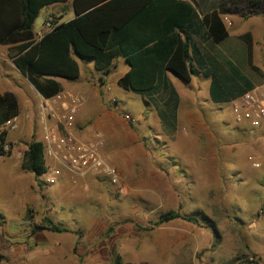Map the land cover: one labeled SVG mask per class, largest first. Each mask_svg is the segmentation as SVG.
<instances>
[{
    "label": "rangeland",
    "instance_id": "374dc122",
    "mask_svg": "<svg viewBox=\"0 0 264 264\" xmlns=\"http://www.w3.org/2000/svg\"><path fill=\"white\" fill-rule=\"evenodd\" d=\"M252 1L257 5H250ZM225 7L229 22L225 25L230 36L218 50L224 58L234 61L235 67L253 82L254 88L264 97V0L230 1ZM46 10H42L36 19V27H41ZM53 13V18L58 20L59 12L56 10ZM69 16V13L63 15V20ZM247 34L250 36L251 63L261 70L260 73L251 70L247 60ZM84 60L79 58L81 74L90 78L96 70L90 67V61L85 63ZM7 61L12 63L10 57ZM220 65L223 68L224 63L220 62ZM9 66L2 64L1 69L7 72L9 78L20 79V74L17 75ZM0 82L5 84L7 81L2 79ZM205 84L202 82L196 91L203 98L207 95ZM19 86L23 90L19 99H28L29 102L21 113L18 127L5 129L9 149L8 153L0 156V160L12 157L22 161L28 142L40 140L42 135L37 118L38 103L30 100L33 97L31 91L34 94L35 91L26 81L24 86ZM180 91L186 94L182 87ZM113 103H110L112 107ZM223 105L224 115H229V108ZM117 107L131 115H136L138 111L127 97L120 100ZM125 121L133 136L137 130L133 131L130 123L134 124L135 118ZM89 125V117L83 125L75 122V135L82 134L84 127ZM137 135L140 141L149 144V163L134 166L138 173H128L127 184L121 185L120 182L124 189L122 194L103 175L91 176L97 183L86 182V186L82 185L84 182L81 179L74 183L67 178L65 182L60 176L53 183H60V190L49 194L42 192L45 187H40L39 202L30 197L31 192L25 204L16 206L12 211H3L6 191L2 184L0 264H43L44 252L52 247L60 248L58 252H65L62 254L78 255V264H113L116 256H119V264H264V139L258 140L254 153L260 164L256 169L259 172L256 183L246 181L245 175L241 174L240 177L236 175V180L203 182L204 186L209 185V189H197L204 195L186 197L176 191L171 195L167 189L158 197L155 195L153 155L159 153L160 148L151 131H139ZM123 136H128L127 131ZM215 151L219 155L223 152L220 145ZM37 177L43 179L44 174ZM164 183L166 188H170L171 183L177 184V181L167 180ZM254 186L256 192L250 190ZM47 199L49 203H46ZM172 209L195 217L196 222L175 218L156 223L161 213ZM52 224L66 230H53ZM210 226L216 229L217 238ZM9 249L17 253L18 258H10ZM64 263L76 262L67 257Z\"/></svg>",
    "mask_w": 264,
    "mask_h": 264
},
{
    "label": "crops",
    "instance_id": "0c3cea01",
    "mask_svg": "<svg viewBox=\"0 0 264 264\" xmlns=\"http://www.w3.org/2000/svg\"><path fill=\"white\" fill-rule=\"evenodd\" d=\"M149 1L124 0L113 7L115 9H131L146 5ZM185 1L190 2L197 12L195 23L190 30H187L191 40L190 53L197 70V73L191 75L189 80H184L161 67L152 87L141 93L133 92L117 83L118 78L124 75L130 67L127 61L120 56L115 58L109 71L102 73L96 70V73H91L90 78L81 74L79 58H76L79 65V76L74 80L59 78L62 91L74 92L82 97L75 122L83 125L88 117L90 120L89 127H84L83 133H77L76 137L82 140L94 139L96 135L102 137L101 154L117 168L121 185H125L129 181L128 173H138L134 166L149 163L147 160L149 144L139 140L138 132L149 130L153 133L155 142L160 148L159 153L153 155L155 195L158 197H161L167 189L171 195L175 191L178 195L182 194L186 197L204 195L197 189V187L200 190L209 189V185L204 186L203 182L236 180V175L240 177L243 174L246 181H255L254 183H256L259 176V172L256 171L257 167L252 165L250 158L257 161V154L254 153L258 140L264 139V122L256 132V128L251 127L248 122L237 121L231 109L232 99L227 101L215 99L213 95L222 93L217 85L214 86V93H211L210 90V75L213 71L211 64L220 65V62H223V69L226 70L228 64L236 65L234 61L224 58L220 49L218 50L230 33L228 32V36L222 42L213 43L209 39L205 25L201 23V19L206 12L217 8L220 4L227 5L231 0ZM198 6H201L200 9ZM44 9H47V15L40 22L41 27H36L35 21ZM56 10L59 12L57 14L58 22L68 21L75 16L71 0L43 7L33 23L35 39H37V34L41 31L45 20L52 19L54 21L55 18L52 15ZM67 13L70 16L64 21L63 15ZM227 14L228 11L221 16L224 24L225 22L229 23ZM226 29L228 31L227 26ZM11 47L12 45L0 44V81L2 79L7 81L5 84L0 82V98L7 97L9 112L17 115L20 123L21 113L29 101L28 99L23 101L19 99V95L23 91L19 85L24 86L25 81L29 84L30 88L35 91V94L31 91L33 97L31 96L30 100H34L36 104L41 95L20 70L13 63L7 61ZM84 62L88 63L87 60ZM8 63L17 75L20 74V79L9 78L7 72L1 69L2 64L9 65ZM89 63L90 67L94 68L93 63L91 61ZM202 82H206L207 89V95L205 94L204 98L198 96L196 92ZM193 83L195 84L193 85ZM181 87L183 92H186L185 95L181 93ZM125 97L129 98L133 102V106L138 109L136 115L118 109L120 100H124ZM112 98L115 99L113 107L110 105ZM223 104L229 108V115H224ZM4 106H7L6 101ZM122 114H128L135 118L134 129H132L133 131L136 129L137 132L134 131L133 136L129 132V125L123 119ZM126 131L127 137L123 136ZM243 142L246 144L243 145ZM219 145L223 151L220 155L215 151ZM211 174L213 177H210ZM1 177L3 180L1 179L0 186L2 188L3 184L6 191L5 201L2 203L3 211H12L16 206L25 204L31 192L30 197L33 196L34 200L39 202L40 187H45L42 192L49 194L55 192L56 189L60 190V183L45 184L44 178H36L33 172L23 166L22 161L19 162L12 157L1 158ZM62 178L65 182L69 178L74 183L81 179L84 186H86V182L97 183V180H94L90 175L73 179L68 174H62ZM167 180H171V182L176 180L177 184L171 183L170 188H166L167 185L163 182ZM255 189L256 186L251 187L250 190L254 192ZM45 201L49 203L50 200ZM172 210L179 212L177 209ZM58 250L60 248L47 249L44 252L46 254L42 256V261H45L43 264H66L64 261L67 257L76 262L74 264H78V255L62 254L65 252H58ZM9 257L15 259L18 258V255L9 249Z\"/></svg>",
    "mask_w": 264,
    "mask_h": 264
},
{
    "label": "trees",
    "instance_id": "16d2710c",
    "mask_svg": "<svg viewBox=\"0 0 264 264\" xmlns=\"http://www.w3.org/2000/svg\"><path fill=\"white\" fill-rule=\"evenodd\" d=\"M68 1L0 0V44L12 45L8 53L12 63L42 97L50 98L62 91L59 78L74 80L79 76L76 58L91 61L95 70L105 73L116 57H123L130 67L117 83L138 93L152 87L161 67L184 80L197 73L187 33L197 19L190 2L150 0L140 7L115 9L113 6L124 0H71L75 16L65 22L54 19L52 29L35 39L33 23L41 9ZM225 5L206 12L201 19L213 43H220L228 36L221 18L227 11ZM250 5H257V2L252 1ZM246 57L251 70L260 73L261 70L251 63L249 34L246 35ZM211 67V93L215 85L222 91L220 95H213L215 99L227 101L254 88L253 82L232 64H228L227 70L220 65L211 64ZM6 99L0 98V124L15 115L10 114ZM5 101L7 106L3 107ZM6 134V130L0 131V154H5L2 145L6 142ZM22 162L35 175L47 171L40 140L28 142ZM175 218L196 222L193 216L168 210L158 216L156 223ZM210 227L217 238L216 229ZM52 229L66 230L56 224H52ZM113 264H119V256Z\"/></svg>",
    "mask_w": 264,
    "mask_h": 264
},
{
    "label": "built area",
    "instance_id": "2783aa9c",
    "mask_svg": "<svg viewBox=\"0 0 264 264\" xmlns=\"http://www.w3.org/2000/svg\"><path fill=\"white\" fill-rule=\"evenodd\" d=\"M53 20L47 19L41 31L37 34L39 39L44 33L51 30ZM115 101L114 98L111 99ZM82 103V97L74 92L60 91L50 98L40 97L37 104V118L42 135L43 152L46 161H49L44 174V183L53 184L62 174L72 178L84 176H105L116 185L118 193L124 192L120 185V176L117 168L101 154L103 139L96 135L94 139L82 140L76 137L75 117ZM231 109L237 121H246L257 128L264 122V97L257 88L247 90L232 99ZM124 119L133 121V118L124 114ZM19 125L17 115L0 124V131L16 129ZM264 148V144H263ZM8 144L2 145L4 153H8ZM5 154H0L3 156ZM251 162L254 167H259L258 161Z\"/></svg>",
    "mask_w": 264,
    "mask_h": 264
}]
</instances>
